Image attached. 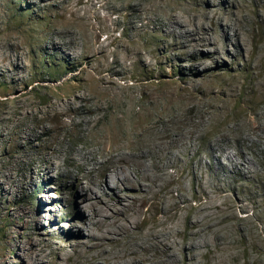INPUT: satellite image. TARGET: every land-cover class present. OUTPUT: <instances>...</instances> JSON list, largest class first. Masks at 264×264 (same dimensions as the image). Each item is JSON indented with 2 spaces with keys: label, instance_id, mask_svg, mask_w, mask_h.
<instances>
[{
  "label": "rangeland",
  "instance_id": "rangeland-1",
  "mask_svg": "<svg viewBox=\"0 0 264 264\" xmlns=\"http://www.w3.org/2000/svg\"><path fill=\"white\" fill-rule=\"evenodd\" d=\"M245 1L251 11L249 18L243 17L247 12L243 0H105L104 4L95 0L93 9H90L92 0H68L66 3L69 10H79V14H86V18L92 16L90 24L95 28L92 31L97 32L99 42L108 51V55L94 62L93 67L110 66L120 71L116 73L118 75L111 73L117 81L115 91L122 95L125 106L134 95V111L143 109V106L157 111L151 114L155 130L175 134L169 138L173 136L176 144H167L163 140L156 143L159 157L165 156L167 146L177 156L172 159L175 166L169 168L177 179V184L171 186L173 195L178 196L176 187L181 179L188 188L185 193L190 199L189 206L195 209L210 200L202 186L212 191L210 196L213 197L218 194L214 186H220L218 180H221L228 195L226 200L219 201L222 207L235 204L238 197L247 206L246 211L237 210L239 222L233 220L229 223L231 250L239 260L230 258L227 263H220L217 257L220 253L212 246L214 254L211 258L206 256L208 249L202 251V264H264V140L258 138L264 134V39L258 41L261 24L256 21L254 8L264 9L258 0ZM64 5L62 0H0V41L14 39V49L8 55L20 54L21 59L17 57L16 60L23 71L14 78L15 81L11 76L0 79V113L7 111L11 117L7 122H2L0 117V264H82L86 258L74 247L77 229L75 234L70 231L71 222H80L84 206L80 202L81 188L75 187L76 180L86 186L90 179L79 166L65 158L78 149L85 152L95 150L101 158L107 146L124 141L122 134L118 136L123 133L120 131L117 133L118 142L105 131L102 135L98 131V136L91 134L92 126L83 124L80 117L84 114L74 113L69 108H54L47 114L42 112L36 120L29 115L37 108H47L50 101L57 103L61 99L69 104L76 95L77 83L70 76L84 78L82 69L86 65L79 71L68 72V63L63 57H69L71 65L86 62L83 56L87 43L84 33L72 28L75 31L73 38H52ZM175 8L180 25L187 24L190 31L179 40L170 33L169 23L175 15ZM213 9L223 17L221 26L214 18ZM204 10H208L205 15ZM70 14L67 12V16ZM233 21L241 25V34L247 39L246 48L241 49L236 42L227 45L225 52L207 60V66L198 65L192 72L189 64L195 41L209 37L218 41L217 46H225L222 26ZM174 27L178 31L180 26ZM227 34L233 37L235 32L228 28ZM55 42L61 43L63 56H55ZM201 47L197 48L200 59L208 53L206 47ZM209 49H213L212 46ZM132 52V58L128 59ZM143 56L150 63H146ZM80 82L86 83L85 78ZM146 93L151 95V104ZM18 95L23 100H20L21 107L27 109L23 116L16 111L18 106L14 98ZM96 109L97 104L92 117L101 120L95 127L101 129L107 126L113 108L104 105L102 109ZM162 119L171 121V124H164ZM48 126L54 127L53 132L43 135ZM22 137L26 138L25 145L17 142ZM228 139L232 144L228 150L241 161L245 156L249 159L253 169L249 177L241 176L236 169L223 171L214 159V156H220L221 165L228 163L222 150L213 152L211 148L213 141L226 147ZM46 146L53 148L55 163L64 168L54 182L50 181L48 174L32 176L30 165L44 162L41 154L46 152ZM197 152L200 153L199 159L196 158ZM100 172L98 168L96 176ZM196 174L200 181L195 180ZM187 208L188 205L183 203L182 216ZM221 219L217 217L213 221ZM242 233L248 242H243ZM181 256L183 259L184 254Z\"/></svg>",
  "mask_w": 264,
  "mask_h": 264
},
{
  "label": "bare ground",
  "instance_id": "bare-ground-1",
  "mask_svg": "<svg viewBox=\"0 0 264 264\" xmlns=\"http://www.w3.org/2000/svg\"><path fill=\"white\" fill-rule=\"evenodd\" d=\"M94 1L92 0V7L90 9L94 8ZM98 1L102 4L106 3L105 0ZM258 1L263 4L264 9V0ZM62 2L65 4L64 10L60 13L61 20L57 22L58 28L53 26L54 34L52 38L58 40L64 38L71 39L75 35V31H72V28L81 30L87 39V43L84 44L85 47L83 45L85 50L81 48L82 51L84 50L83 56L86 62L84 64L80 62L76 65H71L69 57L61 55L60 42V44L55 42L53 51L55 56H63L65 58L64 61L68 63V72L79 71L83 65H86V68L82 69L86 83L80 82L83 81V76L73 74L70 78L75 81L77 80V83H75L76 89L74 91L76 95L74 100L72 99L69 104L61 101V99H58L57 103L50 101L47 108H37L31 114L29 113V115L36 120L42 112L47 114L54 108L61 110L69 108L68 110H72L74 113L78 111L84 114L80 117L83 124L92 126L90 129L91 134L98 136V131L101 135L105 131L112 135L117 142V133L119 131L123 133H119L118 136L120 134H122V137L124 136L123 142H121L120 137V144L109 145L104 149L105 151H102V159L94 152L95 150L85 152L81 149L70 153L65 158V160L68 159L72 164L79 166L83 174L90 179L86 186L81 185L79 179L76 180L75 187L81 188L82 195H80V202L84 206L82 205L80 222L78 224L71 222L70 231L71 234H75L74 231L77 229V235L74 237L76 239L75 246H73L76 250L83 252L82 254L86 260L82 264H202V251L208 249L206 256L211 258L214 254L212 246L220 253L217 256L219 257L220 263H227L230 258H234L237 261L238 257L233 256L230 246L229 223L233 220L237 222L241 220L237 210H247V206L243 204V200L238 197L235 199V204H227L225 207H222L219 201L226 200L228 195L221 180H218L220 186H214L218 194L213 197L210 196L212 191H208L202 186V191L210 197V200L206 204L200 203L195 209L189 206L190 199L185 193L188 188L183 184L181 179L178 180V187H176L178 196L173 195L174 188L171 186L177 184V179L173 173L171 174L169 172V168L175 166L172 163V159L177 156L170 151V146H167L164 148L165 152L162 151L165 156L159 157L157 154L158 150H156L158 148L156 143L163 140L167 144H176V139L172 138L175 134H170L169 132L158 133L155 130V124L153 126V122H151V114L157 111H151L144 106L143 109L134 111L136 105L134 95L132 96L130 94L132 97L128 100V106H125L124 98L122 100V95L115 91L117 81L113 78V74L118 75L116 73L120 71H117L116 67L113 68L110 66L99 65L93 67V63L105 58L108 55V51L107 47L99 42L100 39L96 34L97 32L93 33L94 31H92L95 29L90 24L92 16L86 18V14L83 16L80 15L79 10H69V7L66 6L68 0H62ZM242 3L247 10L243 17L249 18V12H251L248 11L249 4L245 0ZM176 11L175 8V11L173 10L175 15L172 16V21H170L169 25L172 30L170 33L176 35L179 40L187 34H190V31L187 24L180 25L181 20L177 18L178 14ZM213 11L214 18H217L218 24L221 26L223 17L219 13V16L217 15L216 9H213ZM222 11L224 12V10ZM67 12L71 14L67 16ZM207 12L208 10H204V15ZM254 13L257 15L256 21L261 24V30L258 32V41H260L264 39V11L257 7L254 8ZM235 22L238 23V21ZM194 24H198L196 20ZM238 24H234L233 21L230 25L222 26V34L226 42L223 47L217 46L218 41L216 42L214 38L201 37L199 41H195L192 49L193 58L189 64L190 70L193 72L198 65L207 66V60L213 59L216 55H221L225 52L227 45L236 42L241 49H245L247 39L241 34V25ZM175 25L180 26L178 27V31L175 29ZM228 28L234 30L235 35L233 37L227 34ZM6 40L5 42L0 41V79L5 80L7 76H11L12 81H15L14 78L17 75L19 76L21 71V68L18 66L19 64L17 65L18 61L16 58H21H19V53L13 55L15 59L13 56L8 55V52L12 50L15 44H13L14 39L11 40V38H8ZM199 46L208 49L207 55L202 59L197 54V48ZM211 46L213 49H209ZM132 54L134 52L129 53L128 59L132 58ZM61 59L62 57L59 60ZM143 59L146 63H150L145 60V56H143ZM112 71L113 74L111 73ZM14 88H17V86H14ZM145 97L150 103L152 100L150 93H146ZM14 99L17 100L18 107L16 111L20 116H23L26 114L27 109L21 107V95L16 96ZM93 103L95 105L97 104L98 109L96 111L100 108L102 109L104 105H107L108 109L113 108L109 112L107 126L101 129L95 128L101 120L97 116L92 117L95 108ZM0 117L1 121L11 119L7 111H2ZM161 121L164 124H168V126L171 124V121L163 119ZM177 122L179 123L178 119ZM53 130L54 127L48 126L43 131V135H47L53 132ZM1 135L2 130H0ZM171 135L173 136L169 138ZM258 138L260 141H263L264 134H261ZM19 139L20 141H17L19 145H25L24 141L26 138L22 137ZM42 141L45 143V138ZM211 146L213 152H217L219 149L222 150L223 155L228 160V163L221 165L220 156H214V159L220 164V168L223 171L226 169H236L241 176L245 178L249 177L248 175L253 171L248 163L249 159L245 156L244 160L241 161L233 151L228 150L232 146L230 139H228L226 147L214 141L211 143ZM45 151L41 154L44 162L38 164L31 163L32 176L38 177L43 173L48 174L51 176L50 181L54 182L62 174L64 168L62 164L55 163V159L52 156L53 148L46 146ZM195 154L196 158L199 159L200 153L197 152ZM62 155L65 157L64 152ZM164 161L167 163L165 164ZM98 168L101 169V172L99 176H96ZM199 178L200 176L196 174L195 180L200 181ZM206 183L209 184V181L207 180ZM194 197L199 198L198 194H195ZM183 203L188 205L187 212L184 216L181 213ZM217 217H221L222 219L220 221H213ZM246 219L249 220V218ZM241 238L243 242H248L244 233H242ZM181 254H184L183 259H181ZM245 254L249 259L250 255L247 252ZM217 257L215 258L216 260L218 259Z\"/></svg>",
  "mask_w": 264,
  "mask_h": 264
}]
</instances>
